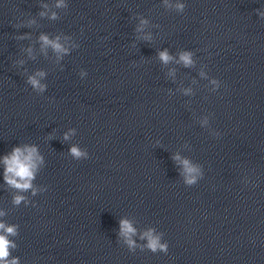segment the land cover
<instances>
[{
  "label": "clouds",
  "instance_id": "9594fccd",
  "mask_svg": "<svg viewBox=\"0 0 264 264\" xmlns=\"http://www.w3.org/2000/svg\"><path fill=\"white\" fill-rule=\"evenodd\" d=\"M62 6V0L60 4L57 5ZM185 5L182 3H178L176 8L179 11L184 10ZM53 19H55V14H53ZM142 24L147 23V21H141ZM41 41L44 45H51V47L58 53L67 52V49L63 48L58 42L51 41L47 36H41ZM159 57L162 62L168 63L172 57L169 56L168 52L162 51L159 53ZM180 61L184 63L185 66H189L192 64L191 53L185 52L180 55ZM38 76H43L44 73L38 72ZM34 88L43 91L44 86L39 83V81L35 77H30L28 81ZM67 139V136H65ZM73 157L79 159L82 156H86V153L82 152L77 147H72L70 149ZM39 157L37 156V150L35 147H25L21 149L19 147L14 148L11 154L6 155L3 158V163L5 164V181L12 187H15L21 191H26L32 187L31 180L34 178V171L36 168V160ZM174 159H179V157H174ZM185 166V171L188 174H191L196 171L192 166H190L187 160L183 161ZM186 183L191 185L195 183V176L188 175L186 178ZM24 197L16 196L14 198V203L19 204ZM0 230H3L6 234H0V262L2 264H18V260L13 259L9 261L7 258L9 257V248L15 247V245L7 238L8 235L16 234L15 226L6 227L4 223H0ZM136 229L133 228L131 223L128 220L120 221V234L127 238V243L129 248L132 249L135 246V242L131 239V236L134 235ZM144 237H147L148 243L147 248L153 253L163 252L167 254L168 245L160 243V238L158 236H153L152 231L149 230L143 234ZM143 238V237H142Z\"/></svg>",
  "mask_w": 264,
  "mask_h": 264
}]
</instances>
